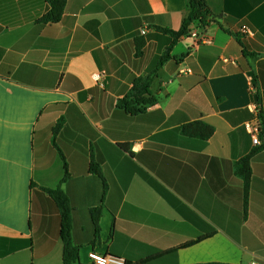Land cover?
<instances>
[{"label": "crops", "instance_id": "0c3cea01", "mask_svg": "<svg viewBox=\"0 0 264 264\" xmlns=\"http://www.w3.org/2000/svg\"><path fill=\"white\" fill-rule=\"evenodd\" d=\"M206 2L214 21L191 25L156 104L130 114L119 101L156 70L174 41L160 29L182 28L188 0H67L55 24L39 22L46 0H0V264H63L58 188L80 261L264 264V151L248 182L235 166L260 144L247 124L264 112V0ZM195 121L210 139L182 133Z\"/></svg>", "mask_w": 264, "mask_h": 264}, {"label": "trees", "instance_id": "16d2710c", "mask_svg": "<svg viewBox=\"0 0 264 264\" xmlns=\"http://www.w3.org/2000/svg\"><path fill=\"white\" fill-rule=\"evenodd\" d=\"M49 4V11L41 18L40 23L55 24L61 21L67 4V0H46ZM214 21L212 13L206 0H188V15L185 18L182 28L179 31L169 29H160L162 32L169 34L173 38V43L169 46L161 57L158 66L152 73L141 76L134 80L129 93L119 101L118 107L130 114H138L145 111L146 107L155 105L156 97L153 96L151 88L155 80L159 77L158 73L161 67L168 62L172 56L171 52L175 43L182 37L189 34L190 27L195 22L201 25H209ZM145 46L144 39L136 41L137 56H141ZM257 79H254L256 87ZM261 131L259 134L260 144L246 157L236 162V174L242 177L246 182L251 175V159L260 152L264 151V112L259 115ZM56 132V129L54 130ZM215 129L204 121H195L182 126V133L188 137L200 138L204 141L210 139ZM67 175V164L65 165ZM48 193L61 210V239L63 241L64 253L63 264H80V248L75 245L72 237L73 216L69 198L61 189L48 190ZM93 221L96 232L99 233V221L101 217L100 209L92 211ZM160 257V256H159ZM152 260V259H151ZM150 261V260H149ZM148 262V261H147ZM146 262H142L144 264Z\"/></svg>", "mask_w": 264, "mask_h": 264}, {"label": "built area", "instance_id": "2783aa9c", "mask_svg": "<svg viewBox=\"0 0 264 264\" xmlns=\"http://www.w3.org/2000/svg\"><path fill=\"white\" fill-rule=\"evenodd\" d=\"M242 32L245 35H251L252 34V32L247 27L243 28ZM193 36L196 37L199 42L209 43V40L206 39L204 36H199L197 33H194ZM245 75L248 76V74H245ZM102 76H103V74L100 72L93 74V78L97 81H100ZM250 78H251V76H249V79ZM253 88H254L253 89L254 92H256V87L254 85V81H253ZM257 106H258V104L256 105V109H255V113H256L255 123L247 124V128H248L249 132L251 133L255 143L260 142L259 134L261 131L260 130L261 129L260 119H259V115H260L261 110ZM80 264H129V263L124 258H121L118 256H113V255H108V254H103V253H100L96 250H91L87 255V261H85V262L80 261Z\"/></svg>", "mask_w": 264, "mask_h": 264}]
</instances>
